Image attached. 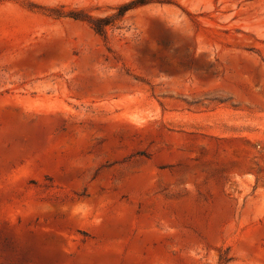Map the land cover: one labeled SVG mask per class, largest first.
Instances as JSON below:
<instances>
[{
    "label": "rangeland",
    "instance_id": "1",
    "mask_svg": "<svg viewBox=\"0 0 264 264\" xmlns=\"http://www.w3.org/2000/svg\"><path fill=\"white\" fill-rule=\"evenodd\" d=\"M220 255L264 264V0H0V264Z\"/></svg>",
    "mask_w": 264,
    "mask_h": 264
},
{
    "label": "trees",
    "instance_id": "2",
    "mask_svg": "<svg viewBox=\"0 0 264 264\" xmlns=\"http://www.w3.org/2000/svg\"><path fill=\"white\" fill-rule=\"evenodd\" d=\"M74 18H78L76 15L73 16ZM95 27L97 28L98 31H101V26L95 23ZM219 264H225L224 258L220 255L219 258Z\"/></svg>",
    "mask_w": 264,
    "mask_h": 264
}]
</instances>
